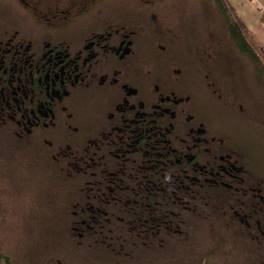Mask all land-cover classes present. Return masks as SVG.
<instances>
[{"label": "flooded vegetation", "instance_id": "af4514ba", "mask_svg": "<svg viewBox=\"0 0 264 264\" xmlns=\"http://www.w3.org/2000/svg\"><path fill=\"white\" fill-rule=\"evenodd\" d=\"M103 5L0 0V156L16 151L44 178L61 159L81 174L80 236L115 221L153 240L177 229L188 198L210 196L232 199L260 243L264 179L187 110L184 60L161 33Z\"/></svg>", "mask_w": 264, "mask_h": 264}, {"label": "rangeland", "instance_id": "374dc122", "mask_svg": "<svg viewBox=\"0 0 264 264\" xmlns=\"http://www.w3.org/2000/svg\"><path fill=\"white\" fill-rule=\"evenodd\" d=\"M57 1L65 7L73 0ZM103 1L106 14L130 11L138 30L162 34L158 36L169 43L165 54L184 60V91L192 98L187 110L224 139L225 150H234L252 176L264 179V86L231 40L214 1ZM255 1L252 8L261 14L264 8ZM241 10L237 8L240 15ZM244 10L249 11L247 6ZM4 152L0 254L11 264H200L201 259L204 264H264V234H259L260 243L252 238L258 233L232 216L229 198H188L186 207L172 215L177 229L153 240L115 221L103 231L94 228L80 236L71 228L76 219L72 210L84 200V177L68 175L61 159L55 176L44 178L21 154Z\"/></svg>", "mask_w": 264, "mask_h": 264}, {"label": "trees", "instance_id": "16d2710c", "mask_svg": "<svg viewBox=\"0 0 264 264\" xmlns=\"http://www.w3.org/2000/svg\"><path fill=\"white\" fill-rule=\"evenodd\" d=\"M224 19L226 29L237 50L249 59L256 78L264 86V44H262L247 27L243 19L229 0H212ZM260 9V8H259ZM261 10V23L264 24V10ZM205 259L200 260L204 264ZM0 264H11L8 256L0 254Z\"/></svg>", "mask_w": 264, "mask_h": 264}, {"label": "crops", "instance_id": "0c3cea01", "mask_svg": "<svg viewBox=\"0 0 264 264\" xmlns=\"http://www.w3.org/2000/svg\"><path fill=\"white\" fill-rule=\"evenodd\" d=\"M252 1L255 0H229L231 5L236 9L241 8V16L247 27L253 32H256V34L259 36L260 40L264 43V24L261 23L260 17L261 14H257V9L252 8ZM262 7L264 8V0H259ZM256 2V1H255ZM247 6V9L249 11L244 10V8ZM254 7V6H253ZM257 8V7H256ZM256 10V11H255ZM264 10V9H263ZM238 13V11H237ZM249 13V14H248ZM246 16V17H245ZM245 18H247V22L245 21Z\"/></svg>", "mask_w": 264, "mask_h": 264}]
</instances>
